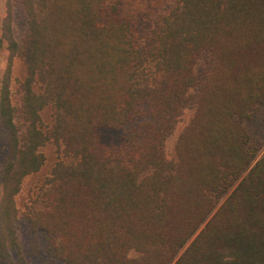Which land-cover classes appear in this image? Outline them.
Masks as SVG:
<instances>
[{
    "label": "trees",
    "instance_id": "obj_1",
    "mask_svg": "<svg viewBox=\"0 0 264 264\" xmlns=\"http://www.w3.org/2000/svg\"><path fill=\"white\" fill-rule=\"evenodd\" d=\"M118 1L21 0L20 42L5 28L27 75L15 101L0 79V264L20 254L14 195L46 143L63 157L40 184L41 207L24 215L65 264H170L184 246L173 264H264V156L243 174L254 154L239 124L264 103V0H176L143 45L107 11ZM203 51L212 62L197 81ZM191 102L167 161L164 140ZM141 103L137 137L100 142L97 128L122 126Z\"/></svg>",
    "mask_w": 264,
    "mask_h": 264
},
{
    "label": "rangeland",
    "instance_id": "obj_2",
    "mask_svg": "<svg viewBox=\"0 0 264 264\" xmlns=\"http://www.w3.org/2000/svg\"><path fill=\"white\" fill-rule=\"evenodd\" d=\"M175 6L176 0H119L115 12H112L110 8H107V11L111 12L116 21L129 22L135 43L143 45L151 37L155 25L162 21ZM6 27H9L10 36L20 42L27 27L26 11L21 0H0V79L7 73L10 97L15 101L18 98V86L27 74L24 63L15 52L9 51L7 47V38L4 36L7 35L4 32ZM211 62L209 51H203L196 55L192 68L197 81L202 80L208 72ZM195 89V87L188 89L189 98L194 95ZM143 107L144 103H141L138 112L120 127L101 126L97 128L95 133L100 142L107 146H120L126 144L130 137H137L142 124L148 120L142 111ZM195 111L196 106L193 102L181 109L173 130L164 140V156L167 161H177L178 138L194 117ZM39 112L42 118V127L45 128V125L49 124L51 120L50 105H46ZM239 124L247 135L245 146L254 154L252 163L243 172L245 174L257 160L264 156V103L255 104L248 117L239 119ZM6 138V132L0 127V164L7 152ZM39 151L44 157L43 165L37 172L23 178L19 185V191L14 195V204L17 209L14 229L20 254L12 253L13 260L3 264H65L49 248L46 232L39 227H33L30 220L24 215L27 209L41 207L42 204L38 198L40 184L54 163L63 157L60 148L53 143H46L39 147ZM231 190L232 188L218 199V206ZM185 247L177 249L170 264L176 261ZM137 255L138 253L134 250L128 252L129 257Z\"/></svg>",
    "mask_w": 264,
    "mask_h": 264
}]
</instances>
